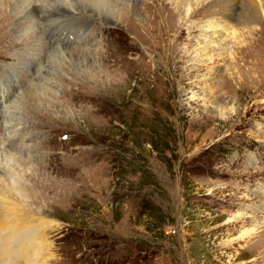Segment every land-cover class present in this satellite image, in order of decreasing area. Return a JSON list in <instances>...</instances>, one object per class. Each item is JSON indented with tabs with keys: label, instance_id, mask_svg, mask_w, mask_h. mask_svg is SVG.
<instances>
[{
	"label": "rangeland",
	"instance_id": "1",
	"mask_svg": "<svg viewBox=\"0 0 264 264\" xmlns=\"http://www.w3.org/2000/svg\"><path fill=\"white\" fill-rule=\"evenodd\" d=\"M218 1L66 12L76 54L47 78L50 49L12 72L30 51L0 44V115L19 101L0 121V147L17 141L0 150V190L19 179L33 192L8 198L22 219L9 257L31 235L53 245L51 264H264V16L245 22L235 8L222 21L221 6L207 10ZM34 21L47 48H66L58 25ZM142 21L162 27L146 35Z\"/></svg>",
	"mask_w": 264,
	"mask_h": 264
},
{
	"label": "bare ground",
	"instance_id": "2",
	"mask_svg": "<svg viewBox=\"0 0 264 264\" xmlns=\"http://www.w3.org/2000/svg\"><path fill=\"white\" fill-rule=\"evenodd\" d=\"M3 1L4 2L0 3V5L5 4L8 1L11 2V4L9 5L10 8L8 11L2 10L3 8L0 6V30L2 31V35L0 36V44H4L7 41L14 42L15 38H18V39L22 40L21 45L24 48L26 47L30 51L25 56H22V55L19 56L18 55L19 57L16 58L17 62L15 61L16 63H14V66L11 67L9 69V71H12V72H14V71H17V72L18 71H28V72L31 71V68L29 67V64L27 63V60L23 61V59H25L27 56L31 57L32 60L35 58L41 59L42 56H41V53L39 51L41 48H45V49H50L53 53H55L54 56L52 57V59L50 60V62L47 61V63H46L47 72L44 74V76L47 78L48 76H50V72H51V70H53L54 67H56V66L58 67V65L59 66L61 65V64H58V63H61L60 58L65 57V59H69L70 61H73V57H75L74 54H76L75 51L70 50V43L72 42V38L68 35H65V31H61L62 30L61 26L66 23L65 21L62 20V19H64L66 12H70V13L73 12V13H78V14L80 13L82 15V17L86 14L88 15L90 12L95 13L97 16L102 15L103 12L105 13L104 15L115 16V15H118L122 12L124 13L125 7L127 6L126 3L129 2L130 0H119V2L122 1V3H121L122 7L125 6L123 8L122 7L119 8L116 5V3H118V0H3ZM185 1H187V0H177V3L182 5V3ZM241 2H242L241 11H239V5H240L239 0H219L218 2H211L210 6L207 7L208 8L207 10L216 9L218 6L219 7L221 6V13L220 14L222 17L221 18L222 21L226 20L224 18H228V17H230V15L234 14L235 8L238 11V13L241 14L240 17L245 22L251 21V23H254V22L259 21L260 16H262V15L264 16V6H262L263 4H257V3H263L264 1H262V0H241L240 3ZM166 10H168L167 12H169L168 8ZM89 17H92L91 14ZM35 18H38V21L44 20L45 23H43V24L41 23V25L43 27H49L50 29H53V30L56 29V31L58 32V36H57L58 38L56 37L57 41H54L55 43H57V44H59L60 42L62 43L63 38L65 37V47L66 48L62 49V50H59V47H58V50H57V48L56 49H51L50 47L47 48L46 47L47 42H45V40H47V39L43 38V36H42L43 32L40 29L39 24H38V29L40 32L36 28L37 24L34 21ZM14 19H16L15 20L16 22L14 21ZM89 20H91V19H89ZM150 21L149 22L148 21H142L143 23L139 29L140 32H142L143 30L145 31L146 28H148V30L146 32V35H147L148 32L151 33L152 28L157 27L158 29H161L162 22L157 23V21H154V22H150ZM54 25H58V26L54 29L53 28ZM67 25H68V23H67ZM217 25H216V23H214V24L210 23L211 27H209V28H212L214 30L215 27H217ZM69 28L74 30L72 32L78 33L80 36V39L83 37L87 38V36H85L84 34H82V32H80V29L72 27V26ZM45 29L47 30V28H45ZM155 31H157V29H155ZM54 40H56V39H54ZM16 46H17L16 43L14 46L13 45L10 46L9 44H7L5 46V50H8L9 48L10 49L15 48ZM78 53H77V55H79ZM82 55L84 56V53H82ZM39 59H37V60H39ZM85 68H86V66H85ZM65 69H66V67H65ZM250 70H254V69H250ZM249 72H251V71H249ZM68 85H71V84L68 83ZM35 86H36V84L34 85V87ZM38 86H39V84H38ZM38 86H36V87H38ZM31 87H33V86L31 85ZM6 91H7V89H6ZM29 91L30 90H27L24 93V95L27 94ZM29 93H31V92H29ZM8 94H11V93H8ZM13 94H16L15 91L12 93V95ZM31 96H32V100L36 101L37 105L38 104H40V105L45 104L46 105L47 103H50L52 101V98L48 99L45 94L40 95V94H38V92H35V94H31ZM18 99L19 98H17V100ZM15 103H19V101L12 103L13 106L10 105V107H9L10 111L7 114H5L3 117L0 115V121H2V119L3 120L8 119L7 118L8 116L13 115V111L11 110V106L13 109H16L17 105L15 106ZM28 158H30V157L28 156ZM13 161H15V159H13ZM0 168L3 169L4 167L1 166ZM1 180H2V178H0V181ZM33 180H35V179H33ZM22 185H23V183H20L19 179H14L13 186L10 187V192L8 190L9 196L7 195V193H4L2 190H0V264H14V262L16 260H18V258L23 259L26 262H30L27 264H51L50 262L52 261V259L54 257V256L52 257V255H51L52 254L51 249H52L53 245H45L44 244V246H43V244H42L43 242L37 243L36 239L31 235H28L29 237H26V238L23 237L22 241H21V243L24 247H27L29 245H30V247L28 249H24L23 251L17 253V255H15V256L9 257V255L13 252L12 248H13L14 240H15V235H13L14 234L13 232H14V230L17 229L18 225H21L19 223V220H22V219H19V218H17V216H14L12 214L13 212L17 211L18 205H16L15 203H13L11 201H8V198L9 199H10V197L15 198L19 195L24 196L23 192H25L28 195L33 194V192H31V190H29L27 187H23ZM21 187H23L24 189H22ZM20 204H22V203H20ZM35 221H37V220H35ZM48 225H49V222L42 220L38 225L39 227H36V228L42 229V231H44L43 228H47ZM47 243H49V242H47ZM18 247H19V245H18ZM15 253H16V251H15Z\"/></svg>",
	"mask_w": 264,
	"mask_h": 264
}]
</instances>
